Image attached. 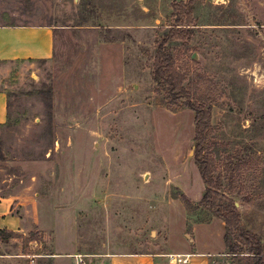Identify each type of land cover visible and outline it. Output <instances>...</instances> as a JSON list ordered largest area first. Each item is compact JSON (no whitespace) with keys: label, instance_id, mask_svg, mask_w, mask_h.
<instances>
[{"label":"rangeland","instance_id":"rangeland-1","mask_svg":"<svg viewBox=\"0 0 264 264\" xmlns=\"http://www.w3.org/2000/svg\"><path fill=\"white\" fill-rule=\"evenodd\" d=\"M175 1L0 0V25L57 28L52 59L0 61L9 98L0 187L34 221L0 237V264H75L53 253L108 240L166 253L188 239L178 230L183 206L189 234L193 220L215 217L192 201L204 187L195 112L158 92L152 76ZM183 20L192 36L167 46L184 86L211 107L214 177L264 239V0H197ZM243 255L212 264H244Z\"/></svg>","mask_w":264,"mask_h":264},{"label":"crops","instance_id":"crops-1","mask_svg":"<svg viewBox=\"0 0 264 264\" xmlns=\"http://www.w3.org/2000/svg\"><path fill=\"white\" fill-rule=\"evenodd\" d=\"M56 26L52 24H2L0 25V61L17 60H50L55 55ZM9 118L8 94L0 91V125ZM205 184L197 199L200 201L205 193ZM185 194V193H184ZM26 206L19 196H13L0 187V229L12 232H25L34 221L25 215ZM183 206L180 215L179 233L187 234L188 239L178 242V247L170 249L167 244L166 253L158 251L136 250V243H121L117 240L103 241L101 245L87 244L84 252L72 247L68 253L54 252L53 257H70L73 255H92L88 258L99 264H212L216 257L227 254L225 244L226 226L223 219L213 217L209 221L193 220L189 234L187 216ZM242 217V222H243ZM244 223V222H243ZM215 238V242H214ZM264 244V239L260 238ZM185 242V243H184ZM218 245V246H214Z\"/></svg>","mask_w":264,"mask_h":264},{"label":"trees","instance_id":"trees-1","mask_svg":"<svg viewBox=\"0 0 264 264\" xmlns=\"http://www.w3.org/2000/svg\"><path fill=\"white\" fill-rule=\"evenodd\" d=\"M197 0H182L173 2L174 23L169 31L158 42L156 56L154 58L152 76L157 84L158 92H166L172 103H179L186 99L185 105L195 112V136H194V160L198 166L200 175L206 186L205 193L199 202L202 207H207L214 212V216L224 220L226 226L225 244L227 253L234 256L243 255L244 264H264L263 242L258 236L243 226L242 215L236 202L232 198H223L221 194L222 182L214 177L215 161L205 149V143L212 132V110L207 102L200 96L192 94L191 89L184 86L187 75L177 67L169 42L178 39L190 38L192 30L184 28L183 17L191 19L194 4ZM191 21V20H188ZM14 25V24H10ZM186 205H192L186 194H181ZM236 233V243L231 241V235ZM16 234L0 229V237L8 239Z\"/></svg>","mask_w":264,"mask_h":264},{"label":"built area","instance_id":"built-area-1","mask_svg":"<svg viewBox=\"0 0 264 264\" xmlns=\"http://www.w3.org/2000/svg\"><path fill=\"white\" fill-rule=\"evenodd\" d=\"M90 257H92V255H86V254L73 255V258L75 259V264H99L96 261L88 259Z\"/></svg>","mask_w":264,"mask_h":264},{"label":"water","instance_id":"water-1","mask_svg":"<svg viewBox=\"0 0 264 264\" xmlns=\"http://www.w3.org/2000/svg\"><path fill=\"white\" fill-rule=\"evenodd\" d=\"M235 204H236V206H238V203L237 202Z\"/></svg>","mask_w":264,"mask_h":264}]
</instances>
